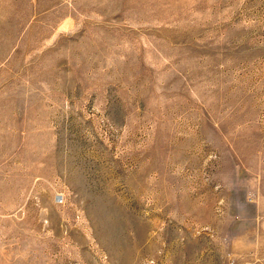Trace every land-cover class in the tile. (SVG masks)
Returning <instances> with one entry per match:
<instances>
[{
    "label": "rangeland",
    "instance_id": "1",
    "mask_svg": "<svg viewBox=\"0 0 264 264\" xmlns=\"http://www.w3.org/2000/svg\"><path fill=\"white\" fill-rule=\"evenodd\" d=\"M0 264H264V0H0Z\"/></svg>",
    "mask_w": 264,
    "mask_h": 264
},
{
    "label": "built area",
    "instance_id": "2",
    "mask_svg": "<svg viewBox=\"0 0 264 264\" xmlns=\"http://www.w3.org/2000/svg\"><path fill=\"white\" fill-rule=\"evenodd\" d=\"M57 201L62 203L63 202V199L61 197H57Z\"/></svg>",
    "mask_w": 264,
    "mask_h": 264
}]
</instances>
